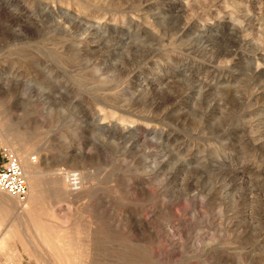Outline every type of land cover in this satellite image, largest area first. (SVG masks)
Masks as SVG:
<instances>
[{
    "label": "rangeland",
    "instance_id": "374dc122",
    "mask_svg": "<svg viewBox=\"0 0 264 264\" xmlns=\"http://www.w3.org/2000/svg\"><path fill=\"white\" fill-rule=\"evenodd\" d=\"M2 124L0 264H264V0H0Z\"/></svg>",
    "mask_w": 264,
    "mask_h": 264
},
{
    "label": "built area",
    "instance_id": "2783aa9c",
    "mask_svg": "<svg viewBox=\"0 0 264 264\" xmlns=\"http://www.w3.org/2000/svg\"><path fill=\"white\" fill-rule=\"evenodd\" d=\"M0 192L21 201L26 199L28 184L16 158H7L6 163L0 167Z\"/></svg>",
    "mask_w": 264,
    "mask_h": 264
},
{
    "label": "bare ground",
    "instance_id": "6f19581e",
    "mask_svg": "<svg viewBox=\"0 0 264 264\" xmlns=\"http://www.w3.org/2000/svg\"><path fill=\"white\" fill-rule=\"evenodd\" d=\"M0 127L2 128L1 130L2 131H4L6 134L8 133V134H11V133H9V130L8 129H5V126L2 124V125H0ZM11 129V128H10ZM15 131V130H14ZM14 134V133H13ZM19 134L20 133H16V136H17V138L18 139H20V136H19ZM6 136H8V135H6ZM15 138V137H14ZM14 138H12V136H11V139H14ZM24 140V139H23ZM21 141V140H20ZM22 142V141H21ZM32 148H31V146H29V148H26V149H24L23 151L25 152V154L27 153V155L29 154V152H30V150H31ZM20 154V153H19ZM28 157V156H27ZM25 158V160L24 161H26L25 162V165H23V166H25L26 168H29L30 169V167H32L30 164H31V161L30 160H28V158ZM30 157V156H29ZM33 159V158H32ZM20 164V163H19ZM34 165V167H35V163L33 164ZM21 166V165H20ZM33 167V169H35ZM32 175V174H31ZM25 177H26V181H28L27 182V184L29 185V188H28V192H27V199H26V201L25 202H23L24 200H19V201H17L16 203H15V205H20V206H22V208H24V210H28L27 209V207H30V210L31 209H34V208H36V204H37V202L42 198V193H43V188L41 187V182H39L36 178H34L33 179V181L32 182H30V176L28 175V173H27V175L25 174ZM54 182V181H53ZM66 184H68V182L66 183H62V187H63V189L65 190L67 187H66ZM58 185V187H59V184H57ZM55 188H57V187H55ZM62 189V190H63ZM67 190V189H66ZM0 193H5V192H0ZM7 193H5V195H0V204H2V205H6V204H8V202L10 201V203H11V201H13L12 199H11V197H9L8 196V194L6 195ZM13 203V202H12ZM19 208V207H18ZM38 208V207H37ZM5 209V208H4ZM2 211V210H1ZM33 211V210H32ZM25 213H28V212H25ZM32 213V212H31ZM25 215V214H24ZM24 217H26V216H24ZM29 218V217H28ZM38 224H39V222H38ZM32 227V226H31ZM41 227H43V226H41ZM45 229V228H44ZM49 230V229H48ZM36 231V230H35ZM39 231V230H38ZM45 231H47V230H45ZM54 231V230H53ZM41 234V233H40ZM43 235V237H44V235L45 234H42ZM42 235H41V237H42ZM53 235V234H52ZM42 237V238H43ZM45 238V237H44ZM48 238V237H47ZM46 240V239H45ZM47 241V240H46ZM46 241H44V242H46ZM48 242H49V240H48ZM59 242V241H58ZM52 243V242H51ZM44 244V243H43ZM48 244V243H47ZM49 244H50V242H49ZM48 244V245H49ZM68 249V248H67ZM66 253V252H65ZM79 255V254H78ZM39 256H40V254H39Z\"/></svg>",
    "mask_w": 264,
    "mask_h": 264
}]
</instances>
